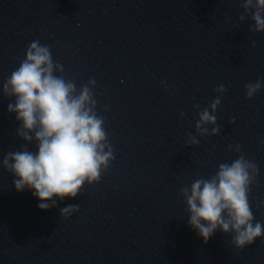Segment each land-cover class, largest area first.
<instances>
[{"label":"clouds","instance_id":"9594fccd","mask_svg":"<svg viewBox=\"0 0 264 264\" xmlns=\"http://www.w3.org/2000/svg\"><path fill=\"white\" fill-rule=\"evenodd\" d=\"M241 7L239 21L250 17L253 23L249 31L264 33V0H242ZM95 86L96 81L89 78L77 88L75 77H65L64 67L53 60L50 46L39 40L29 44L25 58L3 83V96L14 98L7 110L20 122L16 135L25 142H35L37 150L30 151L25 144L20 150L7 152L0 165L13 176L16 191L32 190L41 210L56 207L54 197L60 201L75 199L86 183L98 184L115 159L105 118L97 114ZM244 87L246 98L252 99L264 87V78L258 77ZM214 92L217 95L208 107L194 105L196 135L187 134L189 146H197L199 138L221 131L216 112L226 88L221 84ZM229 151L240 154L231 163H220L214 175L182 187L180 195L186 204L188 224L204 243L221 231L231 235V244L242 250L264 238V224L254 220L249 201L259 166L245 158L241 145H229ZM78 210V204H68L60 209V216L66 219Z\"/></svg>","mask_w":264,"mask_h":264}]
</instances>
